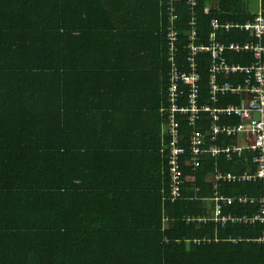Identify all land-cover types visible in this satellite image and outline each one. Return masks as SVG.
I'll return each instance as SVG.
<instances>
[{
  "label": "crops",
  "instance_id": "0c3cea01",
  "mask_svg": "<svg viewBox=\"0 0 264 264\" xmlns=\"http://www.w3.org/2000/svg\"><path fill=\"white\" fill-rule=\"evenodd\" d=\"M8 1L0 0L1 16L8 22L0 26L1 47H6L2 54L0 52L3 66L0 71L8 75L18 72L25 77L40 75L39 68L30 66L39 62H23L16 54L20 52L21 42L29 33L33 34V26H9ZM13 1L17 8L22 3L37 6L49 2L58 9L64 5L67 14L70 10L97 13L90 0ZM259 9L257 3L251 12ZM108 17H111L112 26L104 18L90 20L99 25L95 31L103 51L101 56L91 58L73 51L70 56L56 58L53 61L55 67L45 70L48 81L44 83L48 87L25 85L11 91L0 90L1 130L12 127L22 135L15 142L0 136V144L7 142L19 146L12 149L19 153L17 158L23 162L33 160L32 165L37 162L39 174L32 169L29 173L31 177L43 178V184H46L32 181L22 170L18 179L12 182L21 184L15 200L20 202L24 198L33 210L32 218L10 221L0 218V228L10 223L24 225L22 236L10 234L11 230L7 228L8 237L17 239L15 245L25 241L17 249L5 248L16 257L17 264V250L25 255L20 264H31L26 259L35 251L36 264H41L44 248L41 242L40 246L33 244L34 233H41L39 223H62L63 227L48 236L51 239L67 235L62 239L63 248L54 250V258L64 259L55 260V264H78L80 261L86 264L83 256L108 258L102 260L103 264H128L125 257L129 252L118 248V242L126 235L121 226L150 224L157 220L150 216L154 210L151 193H156L153 189L158 186L151 150L156 149L164 157L162 150L167 135L161 108L169 66L164 57L165 41L159 32L161 24L158 14L149 13L144 16L149 29L139 31L134 26L127 28L114 15ZM105 26L112 31L110 46L104 45L107 39ZM10 48L16 55L10 56ZM122 48L130 51L125 52L123 58L119 55ZM167 51L169 54L168 45ZM122 72L126 79H122ZM51 78L55 79L54 83L49 80ZM122 80L125 81L123 88ZM248 140L244 134H239L235 142ZM5 152L6 148L0 147L1 157ZM93 164L96 167H92ZM250 168L246 162L243 168L231 172ZM215 170H219L217 166ZM212 178L205 177L210 186ZM6 182L0 173V183ZM192 189L200 191L195 184ZM187 191L188 188H184L183 192ZM201 196L212 204L206 198L208 195ZM5 199V194L0 191V204L5 203ZM137 207L142 210V219L133 216L137 214ZM37 213L47 220L35 216ZM0 264L9 263L0 258Z\"/></svg>",
  "mask_w": 264,
  "mask_h": 264
},
{
  "label": "trees",
  "instance_id": "16d2710c",
  "mask_svg": "<svg viewBox=\"0 0 264 264\" xmlns=\"http://www.w3.org/2000/svg\"><path fill=\"white\" fill-rule=\"evenodd\" d=\"M93 4V9L97 13L87 12H75L70 10L69 13H65L63 8L58 9L53 3L45 2V4L39 3L37 6H31L30 4H20L17 8L16 1L10 0L6 7L10 9V15L8 18L9 26L18 24L32 25V33L28 34V38H25L21 42V46L18 47L20 52L16 53L20 56L22 61L26 62H39L30 66L39 68V73L28 75H18V72H14L10 75L6 72L0 71V90H15L17 88L39 86L48 87L44 82L48 81L45 70L55 67L53 61L56 58H63L65 56L72 55V52L77 55L96 58L102 55L101 43H99V36L95 29L99 26L92 21L98 19H105L109 25H113L111 17L108 15L116 16L127 28L134 26L136 30L147 31L149 27L146 23L144 16L147 14H158V20L160 21V30L165 41V60L167 59L168 73L166 77V85H164L162 100L163 106L161 111L163 113L164 120L167 115L166 99L167 88L169 85V69L168 63L169 54L167 51V45L169 48L175 50V60L177 62L178 69L188 70L187 58L193 57L195 63V69L200 71V93L203 96L206 92V64L210 58V54L207 51H195L188 45L189 32L193 27L195 29V35L192 39L194 45L203 42L209 43V32L211 30V20H216L219 23L230 22L232 24H244L247 21H253L256 14L251 12L250 6H248L249 0H195V4L192 6L187 0H173V8L175 19L173 21L174 28L176 30L175 39L169 40L166 36L167 28L170 24L169 4L167 0H90ZM259 8L263 11L264 15V0H258ZM168 5V6H167ZM2 3L0 2V8ZM208 10L205 11L204 8ZM20 12H19V11ZM18 14H17V13ZM102 13V14H101ZM0 11V20L3 22L0 26L8 23L3 20ZM177 16V17H176ZM177 18V19H176ZM251 18V19H250ZM193 19V23H192ZM21 20V21H20ZM107 31V39L104 41V45H109L112 40V31L109 26H105ZM28 32V31H27ZM264 35V34H263ZM262 35L261 41L264 42V36ZM219 41H238L243 42L251 39L249 33L239 27L229 26L228 28L220 27L217 31ZM197 38V39H196ZM5 46L1 47V34H0V52L5 49ZM107 48V47H106ZM125 52H130L126 48H122V53L119 55L123 58L126 56ZM10 56H14L15 50L10 48ZM106 54V53H105ZM104 54V56H105ZM227 60L231 62H237L241 64H247L251 61L252 56L248 52L233 53L224 52ZM29 64V63H28ZM0 69L3 66L0 64ZM3 71V70H2ZM27 76V75H26ZM33 76H36L33 79ZM122 79H126L124 72L121 73ZM223 79L222 75L220 76ZM30 78V79H28ZM230 79V78H229ZM235 79H239L236 76ZM52 83L55 82L54 78L49 79ZM35 81L37 84L33 83ZM125 81L122 80V87ZM184 102V97L180 98L179 104ZM238 102V97L222 94L218 96V105L225 103ZM179 123V130L183 140L188 136L190 126L187 125V121L183 115L179 113L173 114ZM232 119V121H235ZM203 131L207 128V122H201L198 125ZM167 135V134H166ZM0 136L6 137L12 141H16L17 138L22 135L9 127L6 130H1ZM220 143L227 145L230 142L235 141V136H219ZM165 143L168 141L164 140ZM0 147L6 148L4 156H0V173H2L6 183H0V191L5 194V203L0 204V218L10 220H17L19 218H32L33 210H31L24 198L20 202L19 199L15 200L18 195V191L21 187L19 183H12L18 179L19 171L22 170L24 175H27L32 181L43 184V178L32 175L29 173V169L37 170L38 166L32 163L33 160L24 161L18 159V152L15 149L19 146L16 144L2 143ZM128 149H135L136 146H125ZM181 157V173L184 179V188H188V191L184 194V198L177 199L175 201L162 199V188H166L167 179L166 172V159L156 149L151 150L153 153V162L156 165V172L158 186L154 187L151 193L154 201V210L150 214L157 220L150 224L131 223L121 226L123 233L122 240L118 242V248L122 251L127 250L129 256L125 259L128 264H264V240H261L262 230L264 229V222L258 220L252 222H239L237 220H227L225 223L220 224L212 220V218H206L202 221L186 220L187 216H209L212 213L213 205L203 200L201 195H210V183L205 181V177L214 175L215 166L222 172H231L236 169L243 168L245 163L253 168V163L250 160V152L246 151L245 155L247 160H243L242 156H234L231 160H225L222 155L211 156L207 152L203 154V159L200 165L191 170L190 166L183 164V159L187 158V150ZM131 155V154H130ZM92 167H96L93 164ZM162 167V170H161ZM249 169V170H250ZM161 170V174H160ZM242 170L238 171L241 172ZM29 173V174H28ZM233 173V172H232ZM198 185L199 192L193 191L192 186ZM3 187V188H1ZM217 188L226 195H247L252 197L260 196L264 194L262 192L261 181H219L217 182ZM149 191V190H148ZM195 196V197H194ZM207 196V197H208ZM212 203V202H211ZM258 202L238 204L232 203L223 206L222 213L230 214L232 216H247L253 217L258 211ZM35 212V211H34ZM36 214V213H35ZM124 214L121 216L123 217ZM132 217V214H129ZM37 217H44L43 220H47L45 216L37 213ZM136 219L143 218L142 210L137 207V214L133 215ZM254 222V223H253ZM23 224H8L3 228H0V244L1 253L0 258L9 264H17L16 257L13 254H9L5 251L6 247L17 249L20 245L17 243L15 237H8L7 228L11 230L10 234L22 236ZM28 226V225H27ZM40 232L34 233L33 244L44 248V255L41 257V264H55V260H63L64 258H54V250L56 248H63L62 239L67 236L63 235L59 238L51 236L59 227H63L61 224H46L39 223ZM129 234V235H128ZM206 237H210L207 241ZM32 238V237H31ZM252 238V240H251ZM32 240V239H31ZM257 240V241H256ZM73 245V241H70ZM89 249L91 245L87 246ZM18 264L24 260V254L17 250ZM33 256V257H32ZM32 256H27V261L31 264H36L38 257L36 251L32 253ZM86 264H103L102 260L108 258H102L98 256H83ZM91 260V262H88ZM78 264H84L80 261ZM105 264H107L105 262Z\"/></svg>",
  "mask_w": 264,
  "mask_h": 264
},
{
  "label": "built area",
  "instance_id": "2783aa9c",
  "mask_svg": "<svg viewBox=\"0 0 264 264\" xmlns=\"http://www.w3.org/2000/svg\"><path fill=\"white\" fill-rule=\"evenodd\" d=\"M173 0H167L170 13V24L167 28L166 36L169 40L175 39L176 30L173 21L175 19ZM190 5L195 4V0H187ZM208 10L207 7L204 8ZM259 9L253 21L244 24L219 23L211 20V30L209 32V43L200 42L193 44L192 39L195 29L192 27L189 32V43L193 53L196 51H207L210 58L206 64V92L202 96L200 93V71L195 69L193 57H188V70L178 69L175 60V50L169 48V85L167 88V117L166 134L168 141L163 147V156L166 159V179L167 186L162 188V199L175 201L184 198V179L181 173V157L184 154V146L187 147V158L183 164L190 166L191 170L197 168L203 154L207 152L215 157L222 155L227 160L234 156H242L247 159L245 152L249 151L253 168L238 173L222 172L215 170L212 176L211 193L208 200L212 202V213L209 216H187L186 220L202 221L207 217L212 218L220 224L227 220H237L247 223L258 220L264 222V194L257 197L247 195H226L217 188L219 181H261L262 192H264V42L261 41L264 34V15ZM193 23V19H192ZM235 26L246 30L251 39L238 41H219L217 31L220 27L228 28ZM224 52L251 54L252 59L247 64L231 62L227 60ZM177 65H176V64ZM223 79L221 80V76ZM239 76V79H235ZM230 78V79H229ZM229 94L238 97V102H228L218 105V96ZM184 97V102L179 104L180 98ZM183 115L190 126L188 136L183 140L179 130V123L173 114ZM232 121V119H235ZM207 122V128L203 131L198 125ZM244 134L249 140L245 143L230 142L227 145L220 143L218 137L235 136ZM258 202V211L253 217L232 216L222 213L225 205L238 203ZM264 240V229L260 237ZM209 241L210 237H206Z\"/></svg>",
  "mask_w": 264,
  "mask_h": 264
},
{
  "label": "rangeland",
  "instance_id": "374dc122",
  "mask_svg": "<svg viewBox=\"0 0 264 264\" xmlns=\"http://www.w3.org/2000/svg\"><path fill=\"white\" fill-rule=\"evenodd\" d=\"M257 0H249L248 6H250V9H255L257 5Z\"/></svg>",
  "mask_w": 264,
  "mask_h": 264
},
{
  "label": "bare ground",
  "instance_id": "6f19581e",
  "mask_svg": "<svg viewBox=\"0 0 264 264\" xmlns=\"http://www.w3.org/2000/svg\"><path fill=\"white\" fill-rule=\"evenodd\" d=\"M260 6V5H259ZM261 8V7H260ZM256 15V14H255ZM177 17V16H176ZM177 19V18H176ZM251 19V18H250ZM233 23V22H232ZM211 27V26H210ZM264 36V35H263ZM197 39V38H196ZM256 221V220H255ZM254 223V222H253ZM251 240H252V238H251ZM257 241V240H256Z\"/></svg>",
  "mask_w": 264,
  "mask_h": 264
}]
</instances>
